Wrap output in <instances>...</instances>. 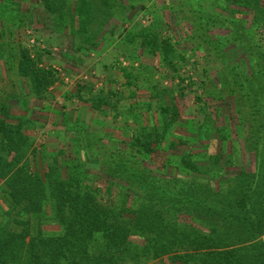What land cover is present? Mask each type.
<instances>
[{"label": "trees", "instance_id": "trees-1", "mask_svg": "<svg viewBox=\"0 0 264 264\" xmlns=\"http://www.w3.org/2000/svg\"><path fill=\"white\" fill-rule=\"evenodd\" d=\"M39 3L45 13L43 23L55 31L68 29L81 37L84 42L80 44L85 43L81 48H96L100 42L106 45L119 36L134 48L141 38L148 54L159 56L164 65L178 72L186 59L177 52L178 60H173V42L156 32L159 24L155 12L149 14L148 25L124 33L122 28L108 31L107 26L116 15L125 17L128 6L122 0ZM128 3L135 8L140 2ZM198 3V7L191 3L183 10L184 18L192 24L190 38L195 50L208 54L211 50L223 58L222 84L236 94L240 123L246 119V149L257 156L255 169L244 168L218 188L211 180L220 177L214 166L221 164V154L207 158L201 154L203 150L196 152L200 155L187 150L174 154L160 171L153 169L148 159L155 152L187 147L188 142L172 131L176 122L182 124L180 110L174 102L165 103L167 88L162 90L158 82L149 86L150 100L140 107L141 112L129 108L136 126L126 120L130 131L126 149L115 143L106 145L79 117L75 124L66 125L75 133L74 155L68 159L64 150L40 152L26 132L30 124L34 125L33 120L0 104V264H264V46L259 42L264 37V0H226L225 5L215 2L219 9L251 15L242 28L235 27V18L210 12L202 0ZM232 5L239 9L231 10ZM2 8V15L15 12L11 15L18 24L32 23L27 18L32 15L21 12L14 0H5ZM7 21L5 18L0 25V68L3 61L26 81L28 92L18 102L28 109L27 98L44 99L61 78L53 66L44 64L40 45L32 51L18 44L17 52L13 45L5 47L2 39ZM223 28L228 31L219 32ZM10 49L13 52H8ZM123 58L129 56L121 50L114 60L121 64ZM119 68L128 73V88L142 75L136 78L132 69ZM177 75L184 80L182 74ZM119 93L94 94L89 98L91 108L104 112L106 105L116 116L121 115L125 111L120 108L123 99ZM153 100L157 108H153ZM145 113L150 118L148 125L142 122ZM184 125L199 139L211 137L208 119L200 122L193 117ZM257 130L259 136L255 137ZM90 160L98 163L106 177L99 183L87 167ZM227 163L228 159L223 165ZM170 165L191 180L162 170Z\"/></svg>", "mask_w": 264, "mask_h": 264}, {"label": "rangeland", "instance_id": "rangeland-1", "mask_svg": "<svg viewBox=\"0 0 264 264\" xmlns=\"http://www.w3.org/2000/svg\"><path fill=\"white\" fill-rule=\"evenodd\" d=\"M14 1L20 6L21 12L32 15L27 17L32 20V23L26 26L18 24L19 21L16 22L11 15L16 14L15 12L2 15L1 11L5 0H0V16H5L8 20L6 22L7 32L5 38L2 39L5 41V47L13 45L17 52L20 50V46L29 47L33 51L37 45H40L44 51V64L53 66L61 78L49 88L44 99L27 98L30 101L27 104L29 107L24 109L23 105L18 102V98L25 96V93L28 92L26 81L20 78L17 71L10 70L6 63L1 62L0 104L7 105L17 114L26 115L33 120L34 125L30 124L26 132L35 140L40 152L52 153L64 150L65 158L72 157L75 133L73 130H68L66 125L75 124L79 117L85 122L88 130H94L99 137L104 139L103 142L106 145L115 143L126 149V141L130 140V131L127 129L126 120H129L133 127L136 126L135 122L131 121L134 116L128 112L129 108H134V112H141L140 107L142 108L144 102L150 100L149 86L158 82L159 88L162 90L167 88V92H163L165 103L174 102L180 110L179 122L182 124L176 122L172 131L175 130L174 134L177 137H184L188 139V142L187 147H171L161 152H155L148 159L149 165L153 169L160 171L163 163H168L174 154H180L187 150L193 155H200L196 152L203 150L201 154H205L207 158L210 154L222 155L221 164L214 166L215 171H220V177L211 180L212 186L215 188H218L221 183L225 185L227 177L236 175L244 168L247 171L255 169L257 156L255 152L246 149V119H242V124L240 123L236 94L222 84V79L224 80L222 74L225 69L222 63L223 58L213 54L211 50L209 54L195 50V44L190 38L193 33L192 24L188 21L189 19L184 18L183 10H188L191 3L194 7H198L199 0H131L140 2L135 8H131L129 0H122L128 6L123 13L125 17L116 15L113 21L107 25L108 31L122 28L125 33L129 29L148 25L149 14L155 12L159 24L155 30L160 36L167 37L173 42L174 52L176 51L173 53V60L175 62L178 60L177 52L186 55L179 72L171 65H164L159 56L148 54L147 49L141 45V38L136 40L138 46L134 48L130 43L124 44L120 36L113 38L114 41L112 43L109 41L106 45L104 42H100L96 48L91 45L89 48H81L80 43L84 42L81 37L69 33L68 29L63 32L55 31L50 25L47 26L43 23L45 13L39 0ZM215 2L221 5L226 4V0H202V4L210 12L230 19L235 18L238 22V24L235 23V27L239 25L242 28V24L246 25L252 17L251 15L247 17L246 14L241 16L237 11L219 9L220 7L215 6ZM33 5L35 9H33ZM233 8L239 9L236 5H232L231 10ZM190 13L194 15L192 11ZM190 13L188 14L189 18L192 17ZM5 18L0 17V25L3 24V20L5 23ZM48 19L50 18L48 17ZM226 31L228 29L219 30L222 33ZM259 42L264 46V37ZM18 44L20 46H17ZM83 45L85 43L81 46ZM121 50L129 58H123L121 64H117L114 59L116 53ZM8 52H13V49ZM7 55L8 53H5V57ZM230 56H232L231 52ZM119 66L132 69L134 76L142 74L138 78L136 76L137 80H135L134 86L130 88L126 86L125 82L128 79L125 74L128 73L123 72ZM135 66L140 67L141 70L135 69ZM177 74H182L184 80L182 81ZM79 85L82 90L80 95ZM112 90L120 92L119 96L123 99L120 108L125 112L116 116V113L106 105L104 106L106 111H94L89 98L97 93L108 94ZM152 103L153 108H157L158 103L155 100ZM147 113L142 119L145 125L150 124ZM193 117L200 122L207 119L210 121L212 124L211 137L199 139L195 131H189L185 127L184 124H188ZM239 124L240 126H238ZM219 129H223V131H219ZM242 132L244 135L239 136ZM222 134L225 135V138L222 137ZM261 135L262 142L264 141V128ZM257 136H259V131L255 137ZM169 140H172V134L169 136ZM227 159L229 163L223 165ZM220 166L221 170H219ZM87 167L97 183L106 178L94 160L88 161ZM162 170L168 175L178 174L183 180H191V177H188L182 170L174 169L171 165ZM192 176L204 177L198 173H192Z\"/></svg>", "mask_w": 264, "mask_h": 264}]
</instances>
